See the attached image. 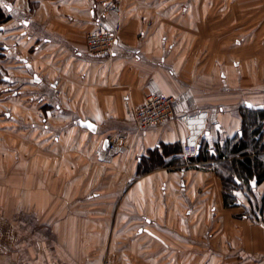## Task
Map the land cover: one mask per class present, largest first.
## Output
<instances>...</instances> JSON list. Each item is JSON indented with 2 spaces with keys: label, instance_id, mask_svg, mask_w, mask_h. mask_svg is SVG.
Wrapping results in <instances>:
<instances>
[{
  "label": "crops",
  "instance_id": "0c3cea01",
  "mask_svg": "<svg viewBox=\"0 0 264 264\" xmlns=\"http://www.w3.org/2000/svg\"><path fill=\"white\" fill-rule=\"evenodd\" d=\"M4 1L0 121L20 115L22 143L37 145L36 173L11 178L32 197L6 196L51 212L99 201L133 264H264V148L247 147L263 171L233 173L228 193L221 170L242 129L264 143V0L244 29L208 0ZM117 22L112 55H88L86 34ZM150 85L180 103L139 130L131 113ZM116 134L125 142L111 149Z\"/></svg>",
  "mask_w": 264,
  "mask_h": 264
},
{
  "label": "rangeland",
  "instance_id": "374dc122",
  "mask_svg": "<svg viewBox=\"0 0 264 264\" xmlns=\"http://www.w3.org/2000/svg\"><path fill=\"white\" fill-rule=\"evenodd\" d=\"M250 1L208 0L206 6L212 8L213 3L219 2L221 7L234 10L236 14L231 16L236 15L237 27L244 29L260 23V0H253L255 3L249 6ZM228 35V32L222 33V38ZM18 119L12 124L0 121V126L3 125L0 127V264H133L132 255L116 252L121 240L115 231L100 224V217H107L109 208L99 201L86 203L81 197L77 199V208L58 207L52 212L48 207L40 210L21 202L22 193L31 198L32 191L25 193L21 180L11 178L16 174L36 173L37 145L22 143L25 128L20 115ZM28 145L25 154L22 148L26 150ZM11 187L20 188L22 193L10 192V197L6 196ZM65 200L62 199L64 203ZM59 219L60 227L54 228Z\"/></svg>",
  "mask_w": 264,
  "mask_h": 264
},
{
  "label": "built area",
  "instance_id": "2783aa9c",
  "mask_svg": "<svg viewBox=\"0 0 264 264\" xmlns=\"http://www.w3.org/2000/svg\"><path fill=\"white\" fill-rule=\"evenodd\" d=\"M120 23H115L112 29L97 27L86 34V52L91 57H110L117 40ZM183 100V99H182ZM181 100V101H182ZM180 101L175 96L163 94L157 87L150 85L145 92L143 103L132 109V120L137 129L161 124L174 117ZM123 134H116L110 143V148L120 147L125 142ZM189 152L186 151V155Z\"/></svg>",
  "mask_w": 264,
  "mask_h": 264
},
{
  "label": "trees",
  "instance_id": "16d2710c",
  "mask_svg": "<svg viewBox=\"0 0 264 264\" xmlns=\"http://www.w3.org/2000/svg\"><path fill=\"white\" fill-rule=\"evenodd\" d=\"M256 116L257 115L253 116L250 119L249 124H252L251 128L254 129V131L257 132L258 135L260 134L259 136L261 137L263 131L260 130L261 128L259 124H257L256 122L257 120ZM248 127L249 128L242 129L241 132L234 137L233 148L230 151H228L226 154H224V156L227 159L224 160L223 162L224 164L221 170H222V181L224 183V187L226 188L225 191L226 193H228L231 188L232 185L231 175L233 173H236L239 176L246 178V176L248 175L251 169L252 170L257 169L259 171L261 170L263 171V166L257 158L255 157L248 158V156L250 155L247 153V147L253 145L252 148L256 153L261 152V148H264V143L259 145L258 140H256V134L255 135L251 134L252 136L245 134L247 129L250 130V126ZM232 155L233 156L238 155V158L231 159L230 156ZM239 157H241V159Z\"/></svg>",
  "mask_w": 264,
  "mask_h": 264
},
{
  "label": "water",
  "instance_id": "95a60500",
  "mask_svg": "<svg viewBox=\"0 0 264 264\" xmlns=\"http://www.w3.org/2000/svg\"><path fill=\"white\" fill-rule=\"evenodd\" d=\"M79 125L86 127L87 129L94 130V125L88 120L80 121ZM89 125L91 126L90 128L88 127ZM106 147H108V141L107 140H105L103 143V148H106Z\"/></svg>",
  "mask_w": 264,
  "mask_h": 264
},
{
  "label": "flooded vegetation",
  "instance_id": "af4514ba",
  "mask_svg": "<svg viewBox=\"0 0 264 264\" xmlns=\"http://www.w3.org/2000/svg\"><path fill=\"white\" fill-rule=\"evenodd\" d=\"M0 1H3V2H4V0H0ZM3 2H0V8H1V7H4L5 9L8 8L7 5H5ZM5 3H6V2H5ZM5 11H7V10H5ZM3 18H4V15H2V16L0 17V21H3ZM1 78H2V80H5L4 77H1Z\"/></svg>",
  "mask_w": 264,
  "mask_h": 264
},
{
  "label": "snow or ice",
  "instance_id": "6c2138e0",
  "mask_svg": "<svg viewBox=\"0 0 264 264\" xmlns=\"http://www.w3.org/2000/svg\"><path fill=\"white\" fill-rule=\"evenodd\" d=\"M249 107H251V105H249ZM88 127L90 128L91 126L89 125ZM237 182H239V181H237Z\"/></svg>",
  "mask_w": 264,
  "mask_h": 264
}]
</instances>
